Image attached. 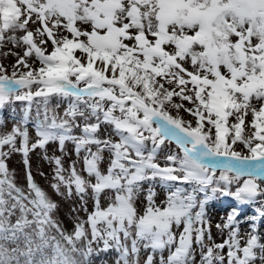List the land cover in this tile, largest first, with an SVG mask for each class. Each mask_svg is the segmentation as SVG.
Listing matches in <instances>:
<instances>
[{"label":"snow or ice","instance_id":"obj_1","mask_svg":"<svg viewBox=\"0 0 264 264\" xmlns=\"http://www.w3.org/2000/svg\"><path fill=\"white\" fill-rule=\"evenodd\" d=\"M8 45L22 51L0 52L15 57L10 74L0 64V110L22 107L0 133V264H92L93 253L113 247L116 264H139L141 246L151 250L144 264H155L157 253L159 264H195L194 244L200 264H224L225 247L227 264H264L257 223L264 201L243 244L233 209L216 225L228 238L205 245L208 201L219 195L251 205L264 197V0H0V49ZM78 118L82 135L74 136ZM102 126L110 128L103 139ZM69 140L77 156L86 150L89 179L74 164L65 176L52 157V187L71 196L74 186L82 202L94 201L71 234L54 218L57 205L35 183L28 159L50 141L63 151ZM165 144L176 150L161 164ZM12 151L24 156L27 194L4 163ZM157 181L167 193L159 204Z\"/></svg>","mask_w":264,"mask_h":264},{"label":"rangeland","instance_id":"obj_2","mask_svg":"<svg viewBox=\"0 0 264 264\" xmlns=\"http://www.w3.org/2000/svg\"><path fill=\"white\" fill-rule=\"evenodd\" d=\"M11 49L12 51L20 52L21 49L13 48L12 45H8L7 47L0 49V52L8 51ZM51 49L49 48V51ZM15 57H0V64H4L6 67H8L9 73H11V67L10 65L14 63ZM38 66V65H37ZM53 103V107H54ZM22 105L20 102H17L15 105H10L3 110H0V119L4 121V124L0 126V133L10 131L13 123L15 122L14 116L16 112H19ZM64 107H66V103L61 105L59 108L56 109L58 115H63ZM13 109L16 111L14 112ZM173 115H176L175 111H172ZM32 115H35V109L33 108ZM179 115L185 119H192V117L189 116L187 112L181 111ZM251 114L249 113L245 117V123L246 125H249V127L245 128V135L249 134L250 131V123H251ZM94 122V121H93ZM230 123L234 122L232 118H230ZM76 125L72 129V135L74 136H80L82 135L81 127L82 121L78 118L76 121ZM28 131H29V140L30 144L35 142L36 139V133L33 124L30 122L28 125ZM110 131V128L107 126H102L99 130V138L103 139L106 138L108 135V132ZM112 139L115 140L117 137L114 135L112 136ZM17 147H19V142H17ZM92 151H96V148L94 145L90 146ZM169 149L176 150V146L174 144L168 145L165 144L162 147V152L160 153L159 162L163 164L164 156L168 154ZM235 149L237 151H242L245 154H247V149L243 147L242 144L235 145ZM3 151L8 152L9 149L7 146L4 147ZM86 150L82 149L79 156H77L76 150H75V144L72 141H66L63 147V151H61L60 145L58 141H50L48 144L45 145L43 149L37 148L34 150H31L28 153V159H29V165L31 169L32 177L35 181V183L49 196V198L56 203L57 209L54 212V218L58 220L60 223L62 229L68 233L71 234L74 231L75 225L77 222L86 220L87 215L89 212H91L94 208V201L89 196L85 197V200L82 202L80 197L75 195V188L73 186V195L69 196L67 194V189L61 185V194H58L56 190L53 189L52 185L54 183H57V181L54 179L55 176V168L56 165L52 161V157H60L62 165L65 169V176L68 175V170L72 167L74 164L77 171L84 176L86 179H89L87 176V173L84 171V157L86 155ZM102 155L107 158L108 153L105 151L102 153ZM48 157V159H45V157ZM4 163L6 164L8 171L12 174L15 184L24 189L25 193L27 194V179H26V169L24 164V156L22 153L18 151H12L9 152V155L4 158ZM101 168L102 170H106L107 168V162L106 159L101 162ZM218 175V173H217ZM92 182H94V178H91ZM143 187L147 189L148 185L144 184ZM90 191V190H89ZM155 191L157 193L156 195V203L159 204L162 200L166 198V191L165 189L160 186L159 182L157 181L155 184ZM200 197L203 196L202 193L199 194ZM143 201V196H140L138 198V207L143 208L146 204H141L140 202ZM261 201H264V197L258 198V202L256 204L251 205H242L238 204L233 198L231 197H221L217 196L216 198L208 201V203L205 205V219L207 220L208 224L210 225V232L212 240L209 241L207 238V233H205V245H211L214 243H222L224 239L228 238V230H224L223 232L216 227L217 224H222L224 220L227 218V215L233 211V209H237L239 212L238 216V222H239V232L241 236V244L244 243V240L247 238V233L249 229V222L251 221L252 217L256 215V208L261 206ZM102 206L107 205L106 198H102L101 200ZM87 209V211L85 210ZM31 218V217H29ZM14 219V217H13ZM259 225V230L262 235H264V220L257 222ZM86 230H88L89 239L90 236V230L88 229L87 225H85ZM52 234H55L54 232ZM264 242V241H262ZM78 247L79 242H78ZM102 247V243L99 245ZM130 246V241H129ZM93 247H97V245H93ZM194 260L195 264H200V255H201V249L199 246H196L194 244ZM206 251V248H205ZM150 249H144L141 246V250L139 253V264H144V261L147 259V256L150 254ZM221 254L225 256L224 264H227V248L225 247L223 250H220ZM168 250L165 249L163 252V256L165 259L167 258ZM77 259H81V257L77 254ZM119 258V253L115 250V248H110L106 252H99L93 253L91 256L92 264H116L117 259ZM160 254L157 253L154 256L155 264H159Z\"/></svg>","mask_w":264,"mask_h":264}]
</instances>
